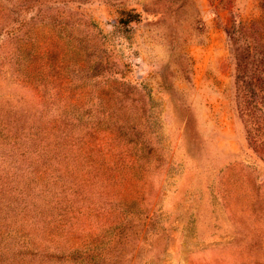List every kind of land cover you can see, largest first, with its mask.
<instances>
[{
  "label": "rangeland",
  "instance_id": "rangeland-1",
  "mask_svg": "<svg viewBox=\"0 0 264 264\" xmlns=\"http://www.w3.org/2000/svg\"><path fill=\"white\" fill-rule=\"evenodd\" d=\"M0 264H264V0H0Z\"/></svg>",
  "mask_w": 264,
  "mask_h": 264
},
{
  "label": "trees",
  "instance_id": "trees-1",
  "mask_svg": "<svg viewBox=\"0 0 264 264\" xmlns=\"http://www.w3.org/2000/svg\"><path fill=\"white\" fill-rule=\"evenodd\" d=\"M139 17H138V15L137 14H135V15H129V17H128V19L126 20V21H121L120 23H122V24H125V25H127L128 23H130L131 21H133V20H136V19H138Z\"/></svg>",
  "mask_w": 264,
  "mask_h": 264
}]
</instances>
